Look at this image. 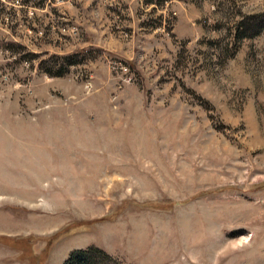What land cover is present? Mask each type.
Instances as JSON below:
<instances>
[{"label": "rangeland", "instance_id": "rangeland-1", "mask_svg": "<svg viewBox=\"0 0 264 264\" xmlns=\"http://www.w3.org/2000/svg\"><path fill=\"white\" fill-rule=\"evenodd\" d=\"M91 247L264 264V0H0V264Z\"/></svg>", "mask_w": 264, "mask_h": 264}, {"label": "trees", "instance_id": "trees-1", "mask_svg": "<svg viewBox=\"0 0 264 264\" xmlns=\"http://www.w3.org/2000/svg\"><path fill=\"white\" fill-rule=\"evenodd\" d=\"M163 2L170 0H162ZM103 259V260H102ZM110 256L97 247L80 250L71 254L66 264H112Z\"/></svg>", "mask_w": 264, "mask_h": 264}]
</instances>
